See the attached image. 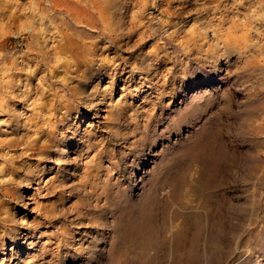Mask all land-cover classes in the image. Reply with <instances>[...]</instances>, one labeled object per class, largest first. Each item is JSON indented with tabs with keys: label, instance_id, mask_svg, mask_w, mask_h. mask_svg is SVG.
I'll return each instance as SVG.
<instances>
[{
	"label": "rangeland",
	"instance_id": "374dc122",
	"mask_svg": "<svg viewBox=\"0 0 264 264\" xmlns=\"http://www.w3.org/2000/svg\"><path fill=\"white\" fill-rule=\"evenodd\" d=\"M109 1L0 11V264H264V8Z\"/></svg>",
	"mask_w": 264,
	"mask_h": 264
},
{
	"label": "bare ground",
	"instance_id": "6f19581e",
	"mask_svg": "<svg viewBox=\"0 0 264 264\" xmlns=\"http://www.w3.org/2000/svg\"><path fill=\"white\" fill-rule=\"evenodd\" d=\"M261 10L264 8V0H253ZM0 0V11L4 18L16 23L22 17H27L29 14L39 16L40 18L49 16L54 24L60 27H65L71 33H61L60 48L63 53L72 54L75 50L81 52L90 49V46L74 39L80 37L90 30L104 28L112 13V1L106 0H35L34 8L30 13H27V8L19 9L12 7L11 10ZM110 24V23H109ZM89 30V31H87ZM92 33V32H91ZM84 54V53H83ZM79 56V52L77 53ZM28 188L30 185L28 184Z\"/></svg>",
	"mask_w": 264,
	"mask_h": 264
}]
</instances>
